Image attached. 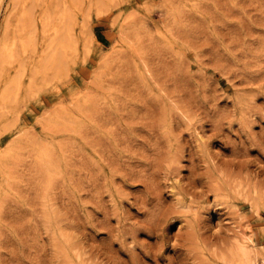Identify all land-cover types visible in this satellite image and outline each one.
<instances>
[{"label": "rangeland", "instance_id": "374dc122", "mask_svg": "<svg viewBox=\"0 0 264 264\" xmlns=\"http://www.w3.org/2000/svg\"><path fill=\"white\" fill-rule=\"evenodd\" d=\"M235 238L264 264V0H0V264Z\"/></svg>", "mask_w": 264, "mask_h": 264}, {"label": "bare ground", "instance_id": "6f19581e", "mask_svg": "<svg viewBox=\"0 0 264 264\" xmlns=\"http://www.w3.org/2000/svg\"><path fill=\"white\" fill-rule=\"evenodd\" d=\"M38 160L45 172L50 175L56 173V167L53 164L50 152L47 149H40ZM55 167V168H54ZM251 238L248 240L235 238L234 241L226 248L223 261L226 264H258V253L252 246Z\"/></svg>", "mask_w": 264, "mask_h": 264}]
</instances>
